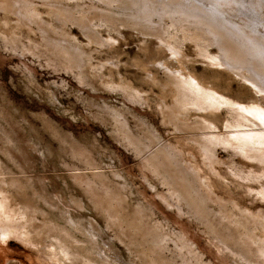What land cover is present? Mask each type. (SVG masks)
<instances>
[{
  "label": "rangeland",
  "instance_id": "rangeland-1",
  "mask_svg": "<svg viewBox=\"0 0 264 264\" xmlns=\"http://www.w3.org/2000/svg\"><path fill=\"white\" fill-rule=\"evenodd\" d=\"M10 1L21 24L0 30V178L38 244L0 241V264H56L51 251L61 264H260L243 237L264 243V163L232 140L204 153L201 137L233 135L225 107L187 122L162 112L151 79L171 56L155 37L176 41L207 81L222 73L233 106L251 107L250 84L208 66L157 0ZM191 1L264 38V0Z\"/></svg>",
  "mask_w": 264,
  "mask_h": 264
},
{
  "label": "bare ground",
  "instance_id": "bare-ground-1",
  "mask_svg": "<svg viewBox=\"0 0 264 264\" xmlns=\"http://www.w3.org/2000/svg\"><path fill=\"white\" fill-rule=\"evenodd\" d=\"M146 1L147 0L144 2ZM10 2V0H0V8L5 10L7 20L0 22V30L3 31V33H15L16 29L21 24L19 19H11L10 14L14 15L15 13L9 8ZM157 2L162 5L161 10L163 13L168 14L176 23L188 27V29L185 30L187 33H184V40H189V42L193 44L194 48L198 51L196 55L201 57L208 66L214 68L223 67L222 63L225 62L227 69L233 75L250 84L252 100L247 104V106H251L249 109L255 108L264 111V38L249 34L239 27L227 24L222 19V15H218L216 10H212V8L208 10L204 9L201 5L195 4L191 0H157ZM128 3L132 4L131 0H128ZM146 9L148 11V8ZM11 24L13 26L9 28ZM147 34L149 33H143L141 36H146ZM155 39L156 43H160L161 46V48L158 49H164L171 56L170 60H168L163 67L164 77H153L151 79L152 82H156L154 83L158 87L159 98L157 102L161 104L160 107L162 112H165L171 117L174 115L175 117L172 118V121L177 119V121L187 122V120L189 121L190 119L189 113L191 111H221L222 108L225 107L230 114V118L225 119L224 125L228 129H233V135L222 141L216 138L208 139L201 137L198 141L204 153H212L213 146L221 142L227 144L232 140L235 145L237 144L238 151L239 149H244L243 152H245V149L253 150L256 152L255 159L264 163V125L253 116L248 115L247 112L241 111V108L238 106H233V104L228 102L229 99L225 96L226 94L222 92L221 87L216 83L218 80L222 79L223 74L217 70H211L210 72L213 77L211 80L207 81L203 77L198 76L194 68L188 64L176 41H172L170 37L165 39L164 36L155 37ZM211 46L217 47L219 55L215 57L208 55ZM69 60L72 63H76L73 57ZM244 74L250 77L245 79V77H243ZM120 82L127 84L124 79H120ZM150 92H152V90ZM171 117L169 119H171ZM210 117L214 118L216 116L211 114L209 118ZM181 126L184 128L188 127L185 124ZM202 126L206 128L204 124ZM253 127L256 128V131L251 129ZM242 128H246L247 130H243ZM0 184V241L6 242L9 238L13 237L27 243L28 246L36 247L38 242L35 240L33 232L26 224V216L22 213L21 207L14 202L12 196L7 192L3 179L1 178ZM101 204L107 206L108 210L114 207L113 203L110 201L102 202ZM109 213L108 219H110L115 226L118 224L123 225V223L126 225V217L123 218L124 216L119 212L110 210ZM236 218L237 217H235V219ZM239 218L240 217H238V219ZM235 219L233 220L235 221ZM238 221L239 223H237V225H239V228H244L247 232L249 230V223L246 222L248 223V225H246L244 220L243 222H241V220ZM255 227L257 228V225ZM258 228L261 229V225H259ZM245 234L243 238H246L247 243L251 245L248 246V252L251 253L254 258L256 257L260 261V264H264V243L259 242L257 245H254L255 243L251 240L252 238L250 236L252 232H250V234L249 232ZM254 235L256 236L257 234ZM257 238L256 236L255 242ZM157 248H159L157 252H153L152 255H156L160 259L163 256L164 247L158 245ZM64 252L70 255L67 249H65ZM50 253L56 264H61L58 258L59 255L54 251ZM151 261V263L160 264L155 259H151ZM88 264H91V262H88Z\"/></svg>",
  "mask_w": 264,
  "mask_h": 264
},
{
  "label": "snow or ice",
  "instance_id": "snow-or-ice-1",
  "mask_svg": "<svg viewBox=\"0 0 264 264\" xmlns=\"http://www.w3.org/2000/svg\"><path fill=\"white\" fill-rule=\"evenodd\" d=\"M241 111H246L248 115L253 116L255 119L259 120L262 125H264V111L257 110L255 108L243 109Z\"/></svg>",
  "mask_w": 264,
  "mask_h": 264
}]
</instances>
